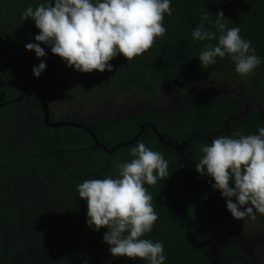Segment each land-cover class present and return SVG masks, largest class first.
<instances>
[{
	"label": "trees",
	"instance_id": "obj_1",
	"mask_svg": "<svg viewBox=\"0 0 264 264\" xmlns=\"http://www.w3.org/2000/svg\"><path fill=\"white\" fill-rule=\"evenodd\" d=\"M24 2L18 3H23L21 6L13 3L6 7V15L21 17L25 8H35L43 0H34L32 4ZM170 7L172 15L164 14V36L157 37L148 51L131 61L119 54L109 62L113 69L111 72H81L79 80L84 82L86 94L98 91L154 95L164 86L175 88L177 84H186L194 89L192 98L187 92L178 99L171 112L174 121L166 123L163 129L159 128V132L169 142L187 141L195 134L189 143V151L192 152V169L196 172L195 164L202 158V146L209 144L205 138L210 137L213 125L221 127L238 107L229 96L208 93L203 87L207 81L216 78L223 83L243 87L250 97L258 100L257 111L241 120L228 122L230 136L236 130L243 135L257 134L258 128L264 127V0H170ZM219 11L224 13L222 22L227 28L240 27L241 37L251 41L255 55L261 60L249 76L240 77L227 55L217 57L216 63L206 69L201 67L200 52L206 45H215L218 41H195L192 31L207 14L208 19L203 20L205 29L215 32L218 37L220 33L215 20ZM26 21L31 24L28 35H38L35 22L31 18ZM43 72L40 76L46 74ZM74 73L79 75L80 72L74 69ZM4 90L0 92V99L8 89L3 93ZM28 91H33L30 83L26 85ZM31 97L35 99L34 94ZM241 102L239 98L240 105ZM141 114L146 115V112ZM134 120L142 124V119L137 116ZM134 122L128 138L125 135L114 136L111 128L109 137L103 133L98 135V139L109 138L107 141L112 145L128 142L138 130ZM147 133L148 136H141L129 147L121 149L120 155L121 163L130 162L134 158L130 149L137 142H143L150 150L161 153L169 164L168 178L154 186L145 184L153 197L152 204L158 219L152 231L142 238L163 242L167 257L164 264H209L205 253L209 250L212 217L222 221V212L226 214L228 211L226 201L218 190L211 187L214 183L211 177H203L206 187L193 177L187 179L179 170L177 157L169 156L149 129ZM41 136V129L35 126L31 136L24 140L33 142L25 146L36 156L0 153V264H108L113 258L127 259L111 256L110 246L103 242L107 228L95 232L85 223L87 201L81 199L77 191V185L85 180L117 176L116 166L111 165L109 157L102 151L90 150L92 140L80 130L64 136L69 139L65 150L71 152L62 153L76 171L64 166L59 155L52 153L58 150L56 147L48 144L43 148ZM9 177H18L19 182L13 184ZM250 221H259V218ZM224 250V256L229 260L238 255L233 241L225 244ZM136 260L147 264L139 258ZM250 262L249 259L247 263ZM257 262L264 264V251L259 254Z\"/></svg>",
	"mask_w": 264,
	"mask_h": 264
},
{
	"label": "clouds",
	"instance_id": "obj_2",
	"mask_svg": "<svg viewBox=\"0 0 264 264\" xmlns=\"http://www.w3.org/2000/svg\"><path fill=\"white\" fill-rule=\"evenodd\" d=\"M165 13L172 15L170 0H43L35 8H25L20 18H31L39 29L36 43L25 44L38 59L47 55L41 47L45 44L67 67L103 73L113 70L109 62L119 54L131 61L148 51L157 37H163ZM223 18L219 11L215 20L218 37L205 29L207 14L192 31L195 41H218L200 52L201 67L206 69L217 57L227 55L240 77L249 76L261 60L251 41L241 37L240 27L227 28ZM45 70L46 62L41 60L32 72L39 78ZM201 151L195 170L201 177H211V187L221 193L232 217L246 222L254 221L257 213L264 215V127L257 134L243 135L236 130L231 136L217 135ZM130 155L134 157L130 162L116 164L117 176L77 185L78 196L87 201L85 223L95 232L108 229L103 242L110 246L111 256L164 264L163 242L142 237L158 219L145 184L154 186L168 178L169 164L143 142H137Z\"/></svg>",
	"mask_w": 264,
	"mask_h": 264
},
{
	"label": "flooded vegetation",
	"instance_id": "obj_3",
	"mask_svg": "<svg viewBox=\"0 0 264 264\" xmlns=\"http://www.w3.org/2000/svg\"><path fill=\"white\" fill-rule=\"evenodd\" d=\"M20 1H25L24 4H32L34 0ZM20 1L0 0V92L5 88L3 91L4 93L8 89L0 99L2 101L0 103V153L4 155L22 153L25 157L36 156L25 146L33 142L24 141L31 136L32 129H34L35 126L41 129V144L43 148L48 144H51L54 148L56 147L58 150L52 153L54 155H59V159L64 163V166L73 168V170L75 169L74 166L71 165L69 159L62 153L71 152L65 150V148L69 146V139L66 138L69 135H73L75 130L84 132L92 140L91 136L84 129L91 130L96 136L99 144L104 146L107 151L103 148H96L93 140L90 150L102 151L109 157L112 166L121 163V149L125 147L114 149L117 146L131 142L139 133L142 126H146V128L144 132L140 134L139 138L141 136H148L147 130L149 129L151 134L156 138L158 134L165 139L159 132V128L163 129L166 123L174 121V116L171 112L178 104V99L187 92L192 98L195 93L194 89L188 88L186 84H177L175 88L174 86H164L162 87L163 89L160 88L158 94L154 95L145 93L121 95L111 92L100 93L98 91L86 94L84 92V82L79 80L81 72L79 75L75 74L74 68L67 67L66 62L62 61L60 57L52 54L48 45L41 44V47L44 48L47 55L45 58L40 59L36 57L34 51L30 52L25 49V44L36 43L34 36L28 35V28L31 24L28 21H22L20 17H8L6 15L8 11L5 9L6 7L12 6L13 3L18 4ZM21 5H23V3L16 6ZM41 60L46 62V70L44 71L46 74L37 78L32 73L31 67L37 66ZM25 74L36 78L38 86L46 101L45 109H43L39 101L34 83L30 80H24L23 75ZM28 83L31 84L33 91L26 92V85ZM203 87L212 95L231 97L238 105V107L233 110V115L227 117V121L223 122L221 127L218 124L213 125L214 130L211 131L210 137L205 138L209 143L217 135L230 136L229 121L241 120L246 115L257 111L259 108V104L257 103L258 100L256 101V99L250 97L243 87L235 86L234 84H226L225 82H221V80H216V78L207 81L206 85H203ZM31 94L35 95V99L31 97ZM239 98L242 101L241 105L238 103ZM244 109L246 110L245 114ZM46 112L47 120L45 115ZM142 112H146V115L141 114ZM135 116H137L138 119H142L140 120L142 124L134 122ZM133 122L138 127V130L135 137L128 142L112 145L107 141L109 138L98 139L103 133L109 137L111 128L114 129V136L125 135L128 138ZM90 124H94V126ZM105 127H108V129L105 130ZM64 136L67 137L65 138ZM193 137H195V134H192L187 141L170 142L176 144L188 143L186 151L179 152L167 148L166 150L169 156L177 157L179 170H181L182 174H184L187 179L193 177L199 184L206 187L203 177L192 169V152L189 151V143ZM110 151L113 152L108 153ZM10 181L15 184L19 182V179L18 177H13ZM219 210H221V206ZM256 218H259V221L252 222L250 219H247L246 222L251 223V225H260L264 223V215L257 213ZM246 222L243 221L242 224L245 225ZM212 223L213 227L210 229L211 234L209 235V250L205 253L209 264H215L213 257L215 256V246L219 243L223 235L235 228L236 219L227 211L226 214L222 212V221H219L217 217H212ZM9 236L10 235H8L7 238H9ZM229 242H225L220 246L219 255L221 254L223 259L220 257L218 262L223 261L224 264H258L257 260L261 251H264V246L256 247L253 255L243 254L238 249L237 242L233 241L236 243L238 255L229 260L224 256V245ZM249 259L251 262L247 263ZM131 261L132 264H140L137 260Z\"/></svg>",
	"mask_w": 264,
	"mask_h": 264
},
{
	"label": "water",
	"instance_id": "obj_4",
	"mask_svg": "<svg viewBox=\"0 0 264 264\" xmlns=\"http://www.w3.org/2000/svg\"><path fill=\"white\" fill-rule=\"evenodd\" d=\"M23 77L25 81L30 80L34 83L37 89L39 101L43 109H45L46 101H45L42 91L40 90L38 86L36 78L32 76H27L26 74L23 75ZM245 112L246 110L244 109V114ZM45 115H46V120H47V112L45 113ZM145 128L146 126H142L140 128L139 133L136 135V137L131 142L126 143L124 145L117 146L114 150L118 148L127 147L130 144L134 143L139 138L140 134L144 132ZM84 130L91 136L93 142L95 143L96 148H103L105 151H107V149L104 146L99 144L96 136L91 130L89 129H84ZM156 136H157L158 141L167 149H174L179 152H183L187 150L188 143H184V144L170 143L166 141L164 138H162L160 135L157 134ZM113 151H110L108 153H112ZM242 223L243 221L236 220L235 228L233 230L228 231L225 235H223V237L219 240V243L215 246V249H216L214 252L215 256H213L215 260V264H224L223 261L218 262V259L220 257L221 259H223L222 255L221 254L219 255L220 246L225 242H229L230 240L237 242L238 249L243 254L253 255L256 247L264 246V223L260 225H251V223H248V222H246V224L243 225ZM108 264H132V261L130 259H125V258H115L112 261H110Z\"/></svg>",
	"mask_w": 264,
	"mask_h": 264
}]
</instances>
